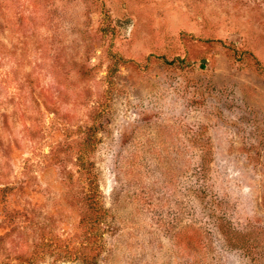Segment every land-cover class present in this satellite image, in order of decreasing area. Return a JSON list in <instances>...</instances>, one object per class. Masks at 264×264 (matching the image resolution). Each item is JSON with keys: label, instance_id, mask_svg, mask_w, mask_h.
<instances>
[{"label": "rangeland", "instance_id": "rangeland-1", "mask_svg": "<svg viewBox=\"0 0 264 264\" xmlns=\"http://www.w3.org/2000/svg\"><path fill=\"white\" fill-rule=\"evenodd\" d=\"M264 264V0H0V264Z\"/></svg>", "mask_w": 264, "mask_h": 264}, {"label": "trees", "instance_id": "trees-1", "mask_svg": "<svg viewBox=\"0 0 264 264\" xmlns=\"http://www.w3.org/2000/svg\"><path fill=\"white\" fill-rule=\"evenodd\" d=\"M96 127L88 126L87 136L77 156V166L84 183V219L87 230L79 258L87 264H98L103 249V228L107 209L104 206L99 184L89 154L96 143Z\"/></svg>", "mask_w": 264, "mask_h": 264}]
</instances>
